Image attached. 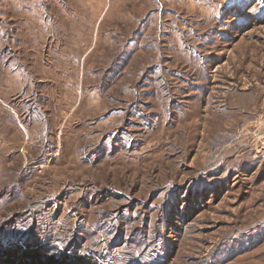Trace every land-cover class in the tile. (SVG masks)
<instances>
[{
    "label": "rangeland",
    "instance_id": "374dc122",
    "mask_svg": "<svg viewBox=\"0 0 264 264\" xmlns=\"http://www.w3.org/2000/svg\"><path fill=\"white\" fill-rule=\"evenodd\" d=\"M21 245L264 264V0H0V264Z\"/></svg>",
    "mask_w": 264,
    "mask_h": 264
},
{
    "label": "trees",
    "instance_id": "16d2710c",
    "mask_svg": "<svg viewBox=\"0 0 264 264\" xmlns=\"http://www.w3.org/2000/svg\"><path fill=\"white\" fill-rule=\"evenodd\" d=\"M38 248L19 246L9 250H3L1 258L5 259L6 264H21L23 261H33L35 264H65L66 259L57 260L55 257H44L39 253ZM19 262V263H18Z\"/></svg>",
    "mask_w": 264,
    "mask_h": 264
}]
</instances>
